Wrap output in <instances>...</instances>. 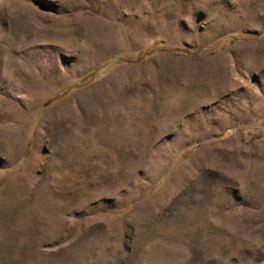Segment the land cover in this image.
<instances>
[{"label":"rangeland","instance_id":"obj_1","mask_svg":"<svg viewBox=\"0 0 264 264\" xmlns=\"http://www.w3.org/2000/svg\"><path fill=\"white\" fill-rule=\"evenodd\" d=\"M0 264H264V0H0Z\"/></svg>","mask_w":264,"mask_h":264},{"label":"trees","instance_id":"obj_2","mask_svg":"<svg viewBox=\"0 0 264 264\" xmlns=\"http://www.w3.org/2000/svg\"><path fill=\"white\" fill-rule=\"evenodd\" d=\"M150 52V49H143L142 51H140L139 52V54H138V56L135 58V61H139V60H141V59H143V57L147 54V53H149ZM85 77H81L80 78V81L82 80V79H84ZM66 90H65V88L64 89H60L59 91H58V93L53 97V98H59L60 97V94H62V93H64Z\"/></svg>","mask_w":264,"mask_h":264}]
</instances>
